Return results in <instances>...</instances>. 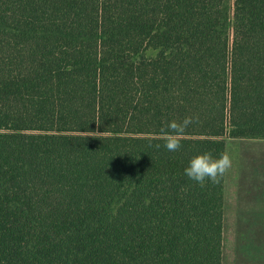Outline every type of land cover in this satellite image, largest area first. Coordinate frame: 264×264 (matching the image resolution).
Wrapping results in <instances>:
<instances>
[{
  "label": "trees",
  "instance_id": "16d2710c",
  "mask_svg": "<svg viewBox=\"0 0 264 264\" xmlns=\"http://www.w3.org/2000/svg\"><path fill=\"white\" fill-rule=\"evenodd\" d=\"M240 138L264 139V0H0V264H227ZM205 152L233 163L202 187Z\"/></svg>",
  "mask_w": 264,
  "mask_h": 264
},
{
  "label": "rangeland",
  "instance_id": "374dc122",
  "mask_svg": "<svg viewBox=\"0 0 264 264\" xmlns=\"http://www.w3.org/2000/svg\"><path fill=\"white\" fill-rule=\"evenodd\" d=\"M240 147L243 190L237 199V216L232 221L226 217L224 260L233 264L236 257L234 264H264V198L252 197L255 193L251 188L252 152L257 145L250 138H241Z\"/></svg>",
  "mask_w": 264,
  "mask_h": 264
},
{
  "label": "clouds",
  "instance_id": "9594fccd",
  "mask_svg": "<svg viewBox=\"0 0 264 264\" xmlns=\"http://www.w3.org/2000/svg\"><path fill=\"white\" fill-rule=\"evenodd\" d=\"M198 121V116H186L181 121L172 120L166 123L162 127L163 135L160 137L164 140L165 149L169 152L179 151L186 130ZM156 147L159 148L160 145L157 144ZM232 163V158L227 153H221L218 158L213 157L210 152L200 153L190 159L184 174L202 187L206 182L218 184L232 167Z\"/></svg>",
  "mask_w": 264,
  "mask_h": 264
},
{
  "label": "crops",
  "instance_id": "0c3cea01",
  "mask_svg": "<svg viewBox=\"0 0 264 264\" xmlns=\"http://www.w3.org/2000/svg\"><path fill=\"white\" fill-rule=\"evenodd\" d=\"M241 139V138H240ZM240 139H239V166H238V197L241 189L243 187L241 185V178L240 174L242 172L241 168V147H240ZM252 139L253 143L257 145V149L254 148L252 152L253 162L251 165V183H252V192L255 194L252 195L254 198H264V139L261 138H250Z\"/></svg>",
  "mask_w": 264,
  "mask_h": 264
}]
</instances>
